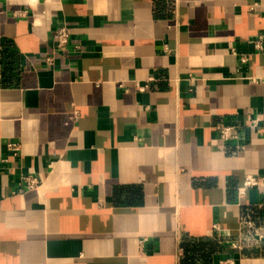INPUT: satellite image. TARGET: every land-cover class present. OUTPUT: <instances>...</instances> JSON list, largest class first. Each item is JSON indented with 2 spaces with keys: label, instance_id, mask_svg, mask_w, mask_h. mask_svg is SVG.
Wrapping results in <instances>:
<instances>
[{
  "label": "crops",
  "instance_id": "obj_1",
  "mask_svg": "<svg viewBox=\"0 0 264 264\" xmlns=\"http://www.w3.org/2000/svg\"><path fill=\"white\" fill-rule=\"evenodd\" d=\"M226 260L264 264V0H0V264Z\"/></svg>",
  "mask_w": 264,
  "mask_h": 264
},
{
  "label": "built area",
  "instance_id": "obj_2",
  "mask_svg": "<svg viewBox=\"0 0 264 264\" xmlns=\"http://www.w3.org/2000/svg\"><path fill=\"white\" fill-rule=\"evenodd\" d=\"M53 38H54V41L56 42L57 46L59 48H63L68 43V38H69L68 31L65 28H59L55 32ZM233 129L234 128L231 126H225V127L221 128L219 131V136H220L221 140H223L225 142L233 140L235 138L233 135ZM9 147L12 150H16V146H14V145H10ZM22 182L24 184L23 187L28 189V190L34 189L38 184V181L32 176L24 177L22 179ZM257 185H258V182L255 178L247 177L244 180L242 187L239 189V194H243L245 189H247L249 187L257 186ZM219 264H234V263L231 260H226V261L220 262Z\"/></svg>",
  "mask_w": 264,
  "mask_h": 264
}]
</instances>
